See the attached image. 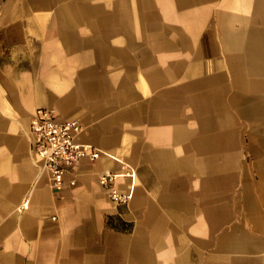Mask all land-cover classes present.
Here are the masks:
<instances>
[{
    "label": "crops",
    "instance_id": "crops-1",
    "mask_svg": "<svg viewBox=\"0 0 264 264\" xmlns=\"http://www.w3.org/2000/svg\"><path fill=\"white\" fill-rule=\"evenodd\" d=\"M40 106L100 150L61 188ZM0 264H264V0H0Z\"/></svg>",
    "mask_w": 264,
    "mask_h": 264
},
{
    "label": "built area",
    "instance_id": "built-area-1",
    "mask_svg": "<svg viewBox=\"0 0 264 264\" xmlns=\"http://www.w3.org/2000/svg\"><path fill=\"white\" fill-rule=\"evenodd\" d=\"M81 127L76 119L57 118L54 110L49 107H37L32 114L30 121L32 149L43 160V166L50 171L52 185L55 188L64 185L65 173L71 165L83 158L94 160L100 154V150L91 143L75 140ZM125 172L134 174L132 169H127ZM119 174L121 172L105 171L99 175V182L113 201L126 203L132 191L131 189L122 191L116 186V178ZM69 182L73 183L74 179L71 178Z\"/></svg>",
    "mask_w": 264,
    "mask_h": 264
}]
</instances>
